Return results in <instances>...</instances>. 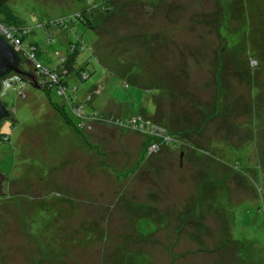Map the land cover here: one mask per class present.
<instances>
[{
    "label": "rangeland",
    "instance_id": "obj_1",
    "mask_svg": "<svg viewBox=\"0 0 264 264\" xmlns=\"http://www.w3.org/2000/svg\"><path fill=\"white\" fill-rule=\"evenodd\" d=\"M0 23L82 102L0 95V264H264V0H5ZM92 108L113 120L77 131Z\"/></svg>",
    "mask_w": 264,
    "mask_h": 264
},
{
    "label": "trees",
    "instance_id": "obj_2",
    "mask_svg": "<svg viewBox=\"0 0 264 264\" xmlns=\"http://www.w3.org/2000/svg\"><path fill=\"white\" fill-rule=\"evenodd\" d=\"M4 1L5 0H0V7L1 6H3V4H4ZM219 2H220V0H218ZM221 4V3H220ZM221 6H222V4H221ZM223 7V6H222ZM229 7H230V5L228 6V8L225 10L224 8V13L225 12H227L228 11V13L230 14V17H228V24L231 26V23H230V18H231V16H232V14L230 13V11H229ZM223 13V14H224ZM223 14H222V16L220 17L221 18V21H222V17H223ZM83 15H85V13L83 14ZM75 18H73V21H75V20H80L83 24H85V25H87L89 28H90V25H88L89 24V21H88V19L85 17V16H82V14L81 13H77L75 16H74ZM65 21H68V18H66V20ZM221 21L218 23L219 25H220V23H221ZM218 25V26H219ZM59 26L61 27V28H65L66 26L65 25H63V24H59ZM218 29V28H217ZM77 36H78V38L76 39V40H69V42H70V44L71 45H75V43L77 42L78 44H80V46H77V52H78V49H81V44H82V47L84 46V49L86 48V43L83 41V40H81L80 38H79V35L77 34ZM22 39H23V37H22ZM79 41L81 42V43H79ZM84 44V45H83ZM30 46L31 47H35V46H33L32 44H30L29 45V48H30ZM89 47V46H88ZM232 47H234V46H232ZM226 48H228V47H226ZM90 49V48H89ZM37 49L36 48H34V51H33V58H28V57H26L25 55H23V53L22 52H18L19 54H20V58H21V61H20V63H19V67L24 71V75H21V74H18V75H20V76H22L23 77V79L24 80H27L26 78L27 77H29L30 79H31V75H33L34 73V70H35V62H34V60L36 61V62H39L40 64H41V62L36 58V53H35V51H36ZM77 52H76V54H77ZM90 52L92 53V50L90 49ZM92 55H93V53H92ZM75 57H77V56H74V55H72V57H71V59L70 60H68V62L69 63H71V66L72 67H74V65H75ZM93 57H95L94 55H93ZM94 59H96V61H98L97 60V57H95ZM42 65V64H41ZM47 68H49L48 66H46ZM55 68H57V67H55ZM50 70H52V68H49ZM53 71V70H52ZM79 71L81 72V71H83L84 72V69L83 68H80L79 69ZM79 71H77L76 73L77 74H80L79 73ZM68 73L69 74H67V75H65V77H63L62 75H60L59 73H58V80H57V83L56 84H51L50 86H48V84H46V85H44V86H39V84L37 85L36 83V81L34 80V79H31L29 82H26V86H28V84L29 85H31V86H33V87H38V88H42V89H44V90H47V91H51L52 89H54L55 91H56V93L58 94V86L59 85H64V87H65V92H66V96H68L69 95V97H70V102L68 101V99H67V97L65 98L63 95H60V94H58V95H60V96H62L63 97V101H64V103H67L68 105H69V108H70V111L71 112H73L74 110H73V108L75 107V106H78V105H81L82 104V102H80V104L79 103H77V104H75L74 102H72L71 101V96H70V94H67V90H68V87L69 86H71V87H73L74 85H70V77H69V75L72 73L71 72V70L70 71H68ZM82 73V72H81ZM11 74H17V73H9L8 75H6V76H9V75H11ZM72 75V74H71ZM28 81V80H27ZM32 83L33 84H35V85H32ZM49 83H51V82H49ZM122 85H123V87L126 89L128 86H129V83H126L125 81H123V83H122ZM26 86H25V88H26ZM69 89H70V87H69ZM10 90V89H9ZM8 91V90H7ZM144 91H146V92H150V94L151 95H153V93L151 92V91H149V90H144ZM4 95V94H3ZM5 105V104H4ZM84 105H86L84 102H83V106ZM6 106V105H5ZM62 109H63V106H62ZM93 109V108H92ZM64 110V109H63ZM13 117V114H12V112L11 111H9V115L7 116V117H5V118H3L2 120H1V122H0V125L2 124V122H3V120H5V119H8V118H12ZM90 117L91 118H88L87 119V121H85L84 123H82L81 125H82V128H80V126H79V123H77L76 125L74 124V127H75V129L77 130V131H80V130H82V129H85V130H87L86 128H88V124L90 123V122H95V121H99V120H106L107 122H108V124L107 125H109V123H110V120H113V119H111L112 118V116H110V117H104V116H102L101 114H100V112L99 111H97V110H95V109H93L92 110V112L90 113ZM119 122V121H118ZM88 131V130H87ZM0 141H9V137L8 136H0ZM171 144L172 145H175V142L174 141H172L171 142Z\"/></svg>",
    "mask_w": 264,
    "mask_h": 264
},
{
    "label": "built area",
    "instance_id": "obj_3",
    "mask_svg": "<svg viewBox=\"0 0 264 264\" xmlns=\"http://www.w3.org/2000/svg\"><path fill=\"white\" fill-rule=\"evenodd\" d=\"M0 33L3 37H5L7 42L13 45V48L16 51L20 50L23 53V55H25L26 57L30 59L33 58L34 48L30 47L29 49H25L21 41L23 34L26 33V30H17L14 29L13 27L3 25L0 23ZM79 43L81 42L79 41ZM34 62H35V70L33 73L34 75L38 76L37 78L38 83L42 84V86L46 84L50 86L51 84L57 83V80L59 78L58 74L51 72L52 70H50L46 66L41 65L39 62H36L35 60ZM63 74L67 75V72L64 71L63 73H61V75ZM25 86H26V82L24 81L23 77L18 74H11L9 76H4L0 79V95L5 94L9 89H13L17 91L19 95L26 96L24 92ZM57 90H58V94L63 96L65 95L64 97L65 98L67 97L68 101L70 100L69 95L66 96L64 85H59ZM80 106L81 105L75 106L73 108L74 112L76 113L80 112L82 109Z\"/></svg>",
    "mask_w": 264,
    "mask_h": 264
},
{
    "label": "water",
    "instance_id": "obj_4",
    "mask_svg": "<svg viewBox=\"0 0 264 264\" xmlns=\"http://www.w3.org/2000/svg\"><path fill=\"white\" fill-rule=\"evenodd\" d=\"M18 52H21L20 50L16 51L13 48V45L5 39L0 33V79L9 73H17L24 75V71L19 67V63L21 61L20 54ZM31 79H34L37 82L38 76L31 75ZM39 86H42L40 83H36ZM9 115V110H7L4 103L0 100V122L3 118L7 117ZM11 121H16L13 118H10ZM1 179H7V177L4 176V174L0 173V182ZM1 186H0V194L1 193Z\"/></svg>",
    "mask_w": 264,
    "mask_h": 264
}]
</instances>
